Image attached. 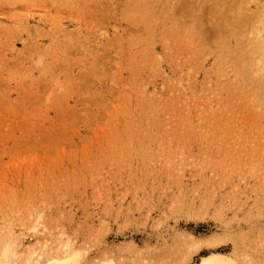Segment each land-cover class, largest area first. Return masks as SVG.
I'll use <instances>...</instances> for the list:
<instances>
[{
  "label": "rangeland",
  "instance_id": "rangeland-1",
  "mask_svg": "<svg viewBox=\"0 0 264 264\" xmlns=\"http://www.w3.org/2000/svg\"><path fill=\"white\" fill-rule=\"evenodd\" d=\"M219 1L0 0L14 264H264V31L235 51Z\"/></svg>",
  "mask_w": 264,
  "mask_h": 264
},
{
  "label": "bare ground",
  "instance_id": "bare-ground-1",
  "mask_svg": "<svg viewBox=\"0 0 264 264\" xmlns=\"http://www.w3.org/2000/svg\"><path fill=\"white\" fill-rule=\"evenodd\" d=\"M203 1L204 2H208V0H206V1L203 0ZM230 1H232V2L227 4V5L223 1H219L218 4L215 3L216 7L215 6L214 7L216 8V11L215 12L213 11V12L215 13L216 16H219V17L221 16V17L224 18L223 15H225L224 20H225L226 24L230 25V26H234L233 27L234 29H232V32H233V30H235V32H236V34H235L236 36H235L234 41L237 38V40H236L237 42L235 41V44L236 43L238 44V48L235 47V49H236L235 51H237L239 49L244 48L249 42L253 43L255 38H256L255 37L256 34L259 35L258 33H261V32L264 31V8L261 7V6H258L256 8V10L249 9V7H250L249 5L252 2H257L258 4H261V3H259V0H230ZM230 1H228V2H230ZM216 2H218V1H216ZM208 4H209V2H208ZM208 4H206V5H208ZM203 5H204V3H203ZM217 5L221 6V7L218 8ZM209 6H211V5H209ZM258 29H260V30H258ZM221 30H223V29H220V31ZM225 30H226V28H225ZM221 32H223V31H221ZM231 48H229V49L231 50ZM260 50L261 49L258 47V48H256L255 52L260 54V52H259ZM235 51H231L230 52V55L232 57H236L235 56L236 53L238 55H240L238 52L235 53ZM255 52H251L250 54L254 53L252 55V56H254V55H256ZM231 56H230V58H231ZM247 56L248 55H246L245 58ZM249 56H251V55H249ZM251 59L254 62L257 58L254 59L252 57ZM256 64H259L258 60H257ZM252 74H249V75H252ZM261 88L264 89L262 86H261ZM263 93H264V91H263ZM29 227H31V226H29ZM36 227L37 226L34 225L33 229H35ZM3 238H5V237H3ZM14 257H15V253H14L13 243L10 242L9 240H3L2 242H0V264H14L15 262L14 263L12 262ZM77 257H78V254L75 251H72V252L66 251L61 256L57 255L56 257H53V258H48L47 257L46 259H44L42 264H51V263H54V262L67 263V264L68 263H74L77 260ZM17 264H24V263L20 262V263H17ZM33 264H35V263H33ZM38 264H39V262H38ZM105 264H106V262H105ZM197 264H242V263H240L237 260V258H235L233 255H231L229 253H224V252L222 253V252H218V251L214 250V251H211L208 254L202 256L199 259Z\"/></svg>",
  "mask_w": 264,
  "mask_h": 264
}]
</instances>
